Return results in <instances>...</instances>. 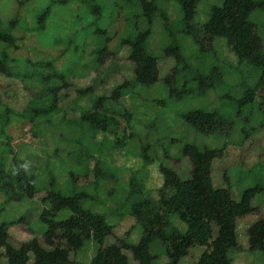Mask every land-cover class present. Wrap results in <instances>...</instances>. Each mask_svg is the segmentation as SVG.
I'll return each mask as SVG.
<instances>
[{
    "label": "rangeland",
    "instance_id": "rangeland-1",
    "mask_svg": "<svg viewBox=\"0 0 264 264\" xmlns=\"http://www.w3.org/2000/svg\"><path fill=\"white\" fill-rule=\"evenodd\" d=\"M61 1L0 0V18L5 28L11 21H17L11 33L18 39V48L7 49L16 61L12 66L18 73L30 76L0 75V159H5L10 173L15 160L27 163L39 189L33 199L20 202L7 201L0 192V208H4L0 211V223H10L13 247L37 240L44 248L51 249L44 240L47 226L40 220L47 207L43 199L50 175L56 178L57 188L65 194L87 193L89 197L83 206L104 215L114 227L113 236L106 238L105 246L121 239L134 245L141 241L143 228L130 214L131 180L136 178L149 196L158 199V191L163 186L161 163L174 168L184 178L191 176V163L182 154L185 145L201 149L225 147L223 157L214 161L213 181L216 188H229L236 201L246 189L264 185V114L258 106L264 99V90L254 104L240 106L246 86H253L261 71L254 72L252 67L240 65L224 39L196 43L183 32V13L178 1L163 0L161 5L170 17L172 33L190 65L176 76L173 85L176 96L171 97L164 78L177 64L173 58L161 56L172 37L160 18L150 25L141 17L137 2L96 0L102 7V13L96 17L91 13L95 1ZM221 4L220 0H203L198 6L197 27L209 20L212 5ZM48 7L51 12L45 29L39 30L37 17ZM250 21L257 26L264 52V11H254ZM97 26L107 28L110 38L107 50L113 53L102 64L97 63L96 51L106 44V38L95 33ZM146 29L152 31L149 51L160 57V80L150 87L136 84L135 64L129 59L131 49L121 46L122 39ZM3 49L5 45H0V55ZM38 61L51 62L52 66L37 68L33 64ZM215 66L224 73L222 84L205 94L197 91L183 94V90L195 88L192 77L196 69L207 72ZM124 83L129 85L122 97L112 100L115 90ZM87 88L94 92L78 94V90ZM56 96L57 101L49 111ZM100 108L114 117L119 126L93 138L82 125L81 116L89 109ZM195 108L216 110L235 120L229 136H206L187 125L181 115ZM250 114L254 130L244 141V118ZM143 152L149 160L144 159ZM98 160L107 176L97 187L93 170ZM71 173L80 185L75 189L71 185ZM253 206L259 215L252 214L238 221L239 248L230 255L233 264H264V254L250 249L248 235L249 228L264 217V194L254 199ZM171 222L181 232L187 231V225L177 215L171 217ZM97 249V244L90 240L82 251L71 254V258L81 264H91ZM150 250L157 256L155 264L168 262L160 240H154ZM203 251L201 247L193 248L180 264H198ZM125 253L134 263L131 252ZM30 257L29 264H35L34 255ZM0 264H8L5 257Z\"/></svg>",
    "mask_w": 264,
    "mask_h": 264
},
{
    "label": "trees",
    "instance_id": "trees-1",
    "mask_svg": "<svg viewBox=\"0 0 264 264\" xmlns=\"http://www.w3.org/2000/svg\"><path fill=\"white\" fill-rule=\"evenodd\" d=\"M92 1L95 2L91 7V13L98 17L102 13V7L96 4V0ZM123 1L128 4L137 2L141 9V17L150 25L156 18H160L169 36L172 37L171 43L162 50L161 56L176 61V68L164 78L165 85L170 89V96H176L173 86L175 78L181 70H186L190 65L182 46L172 33L170 17L161 5L163 0ZM177 1L183 13L181 22L185 34L192 36L198 44L203 40L212 42L215 39H224L240 65L252 67L254 72L261 71L256 83L253 86H246L240 101V106L254 104L259 93L264 90V52L262 38L258 34L256 24L250 21V16L256 10L264 11V0H220L221 5L210 7L209 20L200 28L197 27L196 17L198 6L203 0ZM50 12L48 7L37 17L36 24L39 30L45 29ZM16 22L11 21L8 28H5L0 18V45H5L0 55V75L30 78L29 74L18 73V69L12 66L16 61L10 57L7 50L18 48V39L11 33ZM198 30L204 35L203 38L198 36ZM95 33L106 38V44L96 51L97 63L102 64L106 58L113 56V53L107 50L110 38L107 28L97 26ZM151 35V29H146L121 40L122 47L131 49L129 59L135 64V82L144 87H150L160 80V57L150 53L148 47ZM27 62L31 63L30 60ZM33 65L37 68H48L52 63L38 61ZM223 76L224 73L221 68L219 70V66L207 72L196 69L192 77L196 83L195 88L185 89L183 94L191 95L195 91L205 94L222 84ZM128 85L124 83L119 86L111 99L117 100L122 97L123 90L128 88ZM93 92L92 88L78 90L80 96ZM56 101L57 96L49 111ZM258 106L264 114V99ZM181 117L196 132L206 136L228 137L235 126V120L206 108L192 109L183 113ZM251 117L250 114L244 118L242 128L244 141L254 130L251 127ZM81 123L93 138L99 133H108L112 128L119 126L117 120L108 116L101 108L96 111L90 109L85 111L81 116ZM224 151L225 147L201 149L196 145H185L182 154L191 163V176L184 178L174 168L161 163L159 171L163 177V186L158 191V199L149 196L145 186L136 178H132L128 196L131 202L130 214L143 228L142 239L136 245L121 239L105 246L106 238L113 236L114 227L106 221L104 215L83 206V201L89 197L87 193L65 194L57 188L56 178L50 175L46 196L43 199L47 207L41 213L40 220L47 226L44 240L51 249L44 248L37 240L24 243L19 248L13 247L10 244V223L1 222L0 260L5 257L8 264H29L30 255L33 254L35 264H81L74 261L71 254L79 253L88 241L93 240L98 249L91 264H155L157 256L151 252L150 246L158 239L165 248L168 259L166 264H180L195 247L204 249L198 264H233L230 255L239 248L238 221L252 214L259 215L253 201L258 195L264 194V185L259 184L246 189L239 201L233 198L229 188H216L213 181V164L215 160L223 157ZM143 157L149 160L145 152ZM22 164L25 162L15 160L10 173L7 171L5 159L3 157L0 159V192L7 201L33 199L39 192L36 177L29 170L25 172L20 168ZM14 169H19L18 175L13 174ZM93 172L98 187L100 181L107 176L101 161L96 162ZM70 179L74 189L80 186L76 175L71 173ZM3 209L0 208V211ZM173 215H177L187 225L186 232H181L172 224ZM248 235L250 249L264 254V217H260L249 228ZM126 251L131 252L134 263L130 261Z\"/></svg>",
    "mask_w": 264,
    "mask_h": 264
},
{
    "label": "clouds",
    "instance_id": "clouds-1",
    "mask_svg": "<svg viewBox=\"0 0 264 264\" xmlns=\"http://www.w3.org/2000/svg\"><path fill=\"white\" fill-rule=\"evenodd\" d=\"M19 167L24 169L25 172H27L29 165L27 163H25V164L20 165ZM18 173H19V169H14L13 174L18 175Z\"/></svg>",
    "mask_w": 264,
    "mask_h": 264
},
{
    "label": "crops",
    "instance_id": "crops-1",
    "mask_svg": "<svg viewBox=\"0 0 264 264\" xmlns=\"http://www.w3.org/2000/svg\"><path fill=\"white\" fill-rule=\"evenodd\" d=\"M257 222V221H256Z\"/></svg>",
    "mask_w": 264,
    "mask_h": 264
}]
</instances>
